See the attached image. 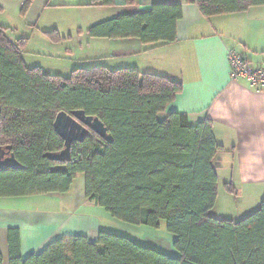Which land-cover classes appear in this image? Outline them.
<instances>
[{"label":"trees","instance_id":"1","mask_svg":"<svg viewBox=\"0 0 264 264\" xmlns=\"http://www.w3.org/2000/svg\"><path fill=\"white\" fill-rule=\"evenodd\" d=\"M31 0L25 2L24 8ZM136 0H125L131 7ZM204 18L243 13L264 0H188ZM111 7L114 0H91ZM176 5L124 15L89 29L92 39H136L144 46L173 44L181 19ZM52 43L57 31L45 32ZM28 39L11 42L0 27V160L18 168L0 171V198L66 194L77 176L84 195L114 220L157 230L164 223L173 256L119 235L101 232L58 240L23 260L16 231L9 232V264H264V198L238 221L210 216L218 190L216 161L225 153L210 121L195 126L185 114H166L182 85L136 68H77L69 76L28 68ZM97 118L110 143L92 134L73 144L65 163L49 161L63 141L53 122L60 112ZM3 156V157H2ZM226 192L233 189L224 185Z\"/></svg>","mask_w":264,"mask_h":264},{"label":"crops","instance_id":"2","mask_svg":"<svg viewBox=\"0 0 264 264\" xmlns=\"http://www.w3.org/2000/svg\"><path fill=\"white\" fill-rule=\"evenodd\" d=\"M26 1L0 0V27L6 29L11 42L28 39L23 55L28 68L39 67L45 74L61 77L92 66L136 68L180 83L182 92L165 115L185 114L191 126L210 121L213 137L225 149L216 161L214 208L220 198L223 208L245 204L243 211H235L233 216H220L238 221L259 207L264 198V92L244 81H232L227 55H240L254 67L264 63V6L207 19L188 0H136L131 7L124 5L125 0H114L111 7L91 4V0H31L24 8ZM156 5L181 8L173 44L144 46L136 39H92L87 34L97 24L146 13ZM50 31H57L62 40L48 41L44 33ZM57 58L69 64L45 70L40 62ZM75 182L66 194L0 198V264H9L11 231L18 234L23 260L62 239L84 237L95 242L101 232L136 242L129 233L120 232L121 227L130 225H122L87 200L84 181L83 187L74 191ZM224 185L230 186L233 194L226 192ZM142 243L174 255L167 246Z\"/></svg>","mask_w":264,"mask_h":264},{"label":"water","instance_id":"3","mask_svg":"<svg viewBox=\"0 0 264 264\" xmlns=\"http://www.w3.org/2000/svg\"><path fill=\"white\" fill-rule=\"evenodd\" d=\"M53 130L63 141L64 148L58 154H46L44 156L52 162H67L70 158L71 146L84 142L92 134L108 143L111 141L104 125L97 118L86 116L82 111H75L71 114L58 113L53 122ZM6 168H18L17 162L12 155L6 154V157L0 160V171Z\"/></svg>","mask_w":264,"mask_h":264},{"label":"rangeland","instance_id":"4","mask_svg":"<svg viewBox=\"0 0 264 264\" xmlns=\"http://www.w3.org/2000/svg\"><path fill=\"white\" fill-rule=\"evenodd\" d=\"M43 59H41L40 62H42L45 70L50 69V68L54 69L53 67H63L64 64L65 65L69 64V62H67V60L64 61V60L58 59V58L54 59V60H44V62H43ZM75 181L76 182L74 185V191L77 190L79 185L81 186V188L83 187V181H84L83 176L82 175L77 176ZM218 203L219 204H217L216 207L214 209H212L210 212V216L217 219V220H226V219L221 218L220 216H229V215L233 216L234 213L243 211V208L246 206L245 204H236V207H235V205L231 204V205H225L228 207L223 208V205L221 204L222 198H220ZM224 213H227L229 215H223ZM239 220H241V219H239ZM122 225H124V224H122ZM120 229H122V231ZM120 229L119 230L123 235L125 233L126 234L129 233L130 235L135 237V241L137 244L143 245L142 242H144V243H148L150 245L153 244L152 246H155V247L157 246V244H161L163 247L167 246V247L171 248L172 239H171L170 235L167 233L164 223H161L160 228L157 230L147 228V227H143V226L137 227V226H131V225L129 226V228L123 229L121 227ZM151 248H154V247H151ZM163 250L165 251V249H163Z\"/></svg>","mask_w":264,"mask_h":264},{"label":"built area","instance_id":"5","mask_svg":"<svg viewBox=\"0 0 264 264\" xmlns=\"http://www.w3.org/2000/svg\"><path fill=\"white\" fill-rule=\"evenodd\" d=\"M227 62L232 81H244L256 91L264 92V63L254 67L244 57L232 52L228 53Z\"/></svg>","mask_w":264,"mask_h":264}]
</instances>
